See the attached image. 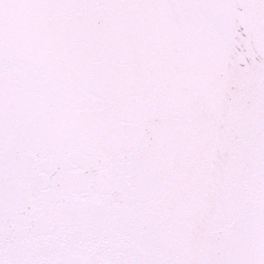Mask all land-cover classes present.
<instances>
[{
  "label": "snow or ice",
  "instance_id": "1",
  "mask_svg": "<svg viewBox=\"0 0 264 264\" xmlns=\"http://www.w3.org/2000/svg\"><path fill=\"white\" fill-rule=\"evenodd\" d=\"M0 264H264V0H0Z\"/></svg>",
  "mask_w": 264,
  "mask_h": 264
}]
</instances>
